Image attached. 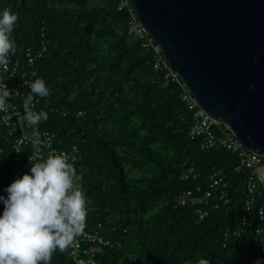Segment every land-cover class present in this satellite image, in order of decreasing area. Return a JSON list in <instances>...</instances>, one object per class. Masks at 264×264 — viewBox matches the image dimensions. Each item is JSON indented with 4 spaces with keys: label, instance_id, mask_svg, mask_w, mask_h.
<instances>
[{
    "label": "trees",
    "instance_id": "obj_1",
    "mask_svg": "<svg viewBox=\"0 0 264 264\" xmlns=\"http://www.w3.org/2000/svg\"><path fill=\"white\" fill-rule=\"evenodd\" d=\"M116 3L0 0V9L18 17L13 55L33 51L41 41L47 47L35 78L45 80L50 94L39 97L32 109L48 116L35 134L30 126V134L48 130L57 146H77L71 163L89 201L85 225L92 230L101 222L106 236L122 242L118 248H99L97 257L101 264H195L201 257L209 264H264L253 234L264 221L248 216L239 235L223 237L226 228L232 231L240 223L238 200L202 221L197 220V200L174 205L179 190L204 188L212 170L222 169L232 189L240 178L233 170L236 157L222 148L201 150L188 137L191 115L177 86L165 84L162 72L152 67V56L126 33L127 12ZM19 133L16 123L6 126L0 120V193L28 168V147L16 151ZM187 160L198 176L183 180L181 164ZM128 170L137 174L129 176ZM67 253L68 247L54 251L49 264H74Z\"/></svg>",
    "mask_w": 264,
    "mask_h": 264
},
{
    "label": "water",
    "instance_id": "obj_2",
    "mask_svg": "<svg viewBox=\"0 0 264 264\" xmlns=\"http://www.w3.org/2000/svg\"><path fill=\"white\" fill-rule=\"evenodd\" d=\"M197 103L264 155V0H131Z\"/></svg>",
    "mask_w": 264,
    "mask_h": 264
},
{
    "label": "built area",
    "instance_id": "obj_3",
    "mask_svg": "<svg viewBox=\"0 0 264 264\" xmlns=\"http://www.w3.org/2000/svg\"><path fill=\"white\" fill-rule=\"evenodd\" d=\"M116 7L118 10L127 12L126 33L138 42L142 53H149L152 56L153 69L162 72L165 84L174 83L177 86V96L186 105L191 115L187 128L188 137L191 140H197L201 150L222 148L236 157L233 170L240 174V178L235 181L232 189L222 169L212 170L205 176L204 188L198 185L195 188L179 190L174 197V205L182 207L197 200V220L202 221L212 210L220 207L228 209L233 201L238 200L243 214L236 229L232 231L229 228L225 229L223 233L225 239L230 235H239L247 223L248 216L254 215L260 221H264V155L247 150L232 131L223 126L219 118L210 115L197 103L180 75L176 70L170 69L158 45L139 22L131 0H117ZM46 51V44L41 41L33 51L26 49L19 55L10 54L8 63L0 66V86L5 83L10 90L6 107L0 110V120L6 126L16 123L20 128L15 144L16 151L19 150V146L28 147L26 172L31 163L28 160L31 154L46 156L53 151L65 152L69 155L70 162L76 161L78 154L76 145L70 148L57 146L55 134L51 131L43 130L39 135L32 137L29 132L30 126L24 119V103L30 91L27 84L34 80L38 70V60L45 55ZM11 56H14L13 60ZM38 101L39 96L33 94V100L29 106L33 108ZM77 115H82V112L78 111ZM181 165V179L198 176L189 160L183 161ZM237 193L238 198L234 200L233 196ZM253 234L258 240L260 251L264 254V226H254ZM121 245L122 242L119 239L106 236L102 223L97 222L92 230L84 225L80 234L69 244L67 254L74 264H101L97 257L99 248H118Z\"/></svg>",
    "mask_w": 264,
    "mask_h": 264
},
{
    "label": "clouds",
    "instance_id": "obj_4",
    "mask_svg": "<svg viewBox=\"0 0 264 264\" xmlns=\"http://www.w3.org/2000/svg\"><path fill=\"white\" fill-rule=\"evenodd\" d=\"M17 14L0 9V66L8 63L16 44L12 38ZM24 119L36 126L47 119L43 109L29 104L33 94L46 97L50 89L43 78L27 84ZM10 90L0 86V110L5 109ZM29 170L16 176L0 193V264H49L54 251H64L82 231L88 215V199L80 186L81 176L69 155L53 151L46 156L32 154ZM195 264H209L203 257Z\"/></svg>",
    "mask_w": 264,
    "mask_h": 264
},
{
    "label": "rangeland",
    "instance_id": "obj_5",
    "mask_svg": "<svg viewBox=\"0 0 264 264\" xmlns=\"http://www.w3.org/2000/svg\"><path fill=\"white\" fill-rule=\"evenodd\" d=\"M135 173L137 174V172H135V171H129V170H128V175H129V176H133V175H135Z\"/></svg>",
    "mask_w": 264,
    "mask_h": 264
}]
</instances>
